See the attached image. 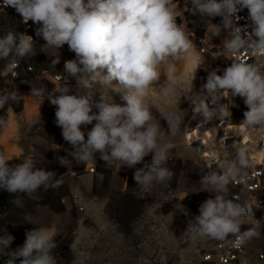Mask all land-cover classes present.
Wrapping results in <instances>:
<instances>
[{"label": "clouds", "instance_id": "9594fccd", "mask_svg": "<svg viewBox=\"0 0 264 264\" xmlns=\"http://www.w3.org/2000/svg\"><path fill=\"white\" fill-rule=\"evenodd\" d=\"M190 4L186 11L193 15L222 18V27L214 24L213 35L227 32L222 47L225 58L231 61L223 69L208 71L199 92L193 91V80L204 60L197 55L190 31L177 23L183 12L178 10L176 0H3V6L14 8L23 23L38 25L35 34L45 42L42 50H56L51 54L55 56L53 67L60 62L58 52L64 45L75 54L74 59L64 62L63 85L50 92L45 87L31 89L32 96L55 106V123L73 149L69 155L86 166L95 163L99 154L117 172L121 167L135 169L133 178L141 197L173 177L167 167L172 145L160 142L161 125L152 112L154 107L166 120L171 136L180 133V118L173 111L163 110L152 96L161 65L169 59L184 60L191 69L189 76L178 77L171 69L166 73L160 91L163 97L172 98L170 105L184 93L193 112L205 122L214 117L222 121L229 119L231 112L229 104H221V99L239 96L247 107L240 126L249 133L264 132V0H190ZM244 9L248 10L250 24L238 26V13ZM35 55L31 35L8 30L0 37V59L7 60L4 71L13 77L19 61ZM247 57L255 58V62L249 63ZM69 78L76 82L75 94L67 83ZM110 90L124 103H116ZM97 92L99 100L94 99ZM20 100L17 91L0 90V109L9 101ZM94 121L85 136L82 126ZM5 124L0 120V125ZM232 148L234 158L209 159L202 168L207 171L201 176L199 190L215 195L203 201L199 215L187 223L185 233L193 242L212 239L240 249L261 235L255 225L241 230L254 218L253 208L247 201L230 198L229 186H245L248 169L254 163L237 143ZM150 154L151 162H144ZM21 159V163L10 165L0 154V189L39 199V189H57L64 183L63 176L58 179L54 171L37 167L36 157ZM59 160L70 173L71 161L65 157ZM62 202L70 212L67 198ZM14 203L22 206L19 196ZM176 207L188 215L182 205ZM55 236L50 227L41 226L26 232L22 246L9 250L15 237L5 230L0 235V256L8 257L5 264H57L52 252L57 246Z\"/></svg>", "mask_w": 264, "mask_h": 264}, {"label": "rangeland", "instance_id": "374dc122", "mask_svg": "<svg viewBox=\"0 0 264 264\" xmlns=\"http://www.w3.org/2000/svg\"><path fill=\"white\" fill-rule=\"evenodd\" d=\"M176 3L178 10L183 12L181 18L177 17V23L190 31L189 36L196 46L197 55L204 60V65L197 69L193 80V91L199 92L206 82L208 71L223 69L226 54L222 40L227 36V32L222 30L219 36L213 35L214 24L221 25L219 17H201L186 11L187 7H191L190 0H187V5L186 0H176ZM199 36L204 38V52L197 43ZM169 69L178 77L189 76L191 73L184 60L169 59L166 64L161 65L160 79L153 85L152 96L155 103L165 111L175 112L181 122L180 133L171 136L166 120L152 108L153 115L161 125L160 142L172 145L169 149L171 159L167 167L173 172V177L168 184L157 185L152 193L141 197L142 193L133 178L135 169L121 167L117 172L108 167L99 154L95 157V163L90 162L91 166L87 168L85 164L77 163L69 155L70 149L51 151L52 149L44 150V147H41V150L34 153H16L13 165L21 163V158L25 156L36 157L39 160L37 167L54 171L58 179L63 176L64 183L57 189H39L36 193L39 199L29 198L26 194H11L0 189V235L6 230L15 237L10 250L23 245L26 232L44 226L50 227L56 234L54 239L57 246L52 252L57 264L195 263L200 249L207 247L210 241L193 242L189 239L185 233L189 220H185L178 212V204H173V207L169 205V202H172L169 191L174 188L180 192L191 193L192 203L197 210L200 204L210 197V193L199 190L204 171L196 161L194 149L186 147L183 141L182 126L188 123L193 113L191 102L181 93L175 104L170 105L168 101L172 98L161 95L160 90L166 82ZM95 90L103 91L99 88ZM74 93L75 87L72 88V94ZM109 94L116 103H124L119 94L111 90ZM96 96L99 98V92ZM152 102L150 98L149 103ZM94 123L95 121L92 125H87L88 129L82 126L85 136ZM9 124L0 126V154L3 155V133ZM14 135L15 133L11 140L15 138ZM60 157L71 161L70 173L69 168L60 163ZM144 162H151V154L145 157ZM142 166L143 164L137 165ZM82 171L91 174L94 180H82L79 176ZM98 175L102 179L96 181ZM17 196L22 201V206L14 203ZM64 198L72 204L70 212L62 202Z\"/></svg>", "mask_w": 264, "mask_h": 264}, {"label": "built area", "instance_id": "2783aa9c", "mask_svg": "<svg viewBox=\"0 0 264 264\" xmlns=\"http://www.w3.org/2000/svg\"><path fill=\"white\" fill-rule=\"evenodd\" d=\"M238 15L241 17L237 22L238 26L250 24L247 9L240 11ZM37 27L38 25L32 21L27 24L23 23L22 17L15 9L10 6L4 7L3 0H0V37L5 35L8 30L26 33L33 37L36 51L35 56L19 61L18 66L13 70L14 73H17L15 77L4 71L7 60L0 59V90L17 91L21 96L19 102L9 101L3 109H0V120L8 124L10 118H13L17 122L14 136L18 143L15 144L21 151L34 153L41 150V147H44V150L52 149L51 151L69 149L68 142L63 139L62 131L55 123V106L51 104L42 106L40 99L31 95V89L32 86L45 87L50 92L54 87L63 85L65 83L63 76L66 75L64 62L74 59L75 54L69 51L67 45H64L58 52L60 62L53 67L52 60L55 59V56L51 54L56 50L46 49L47 52L42 50L45 42L41 37L36 36L35 29ZM197 40L201 41L200 45L203 46L204 38L199 36ZM247 59L249 63L255 62L253 57H247ZM230 63L231 61L225 58L223 68L229 66ZM67 83L71 88L76 87L74 78H69ZM96 95L97 93L94 99L99 100ZM220 103L229 104L231 117L222 121L218 117H214L210 121V141L204 139L201 141L208 148L204 154H209L206 157H210L214 161L230 160L235 156V149L232 148V145L237 143L240 148L246 151L249 160L254 162L248 169L245 186H229L230 198H238L241 202L247 201L253 208L254 218L249 225H243L241 230L255 225L258 226L261 235L259 238L249 240L240 249L232 247L230 243L222 245L216 240L209 239V245L200 249L194 264H264V132L256 130L249 133L240 126L244 119L243 113L247 110L241 97L237 96L229 100L222 98ZM30 104H32V108L28 111L27 105L30 106ZM210 107L216 106L210 105ZM87 127L89 126H85V129ZM37 138H41V140ZM46 142L51 146H48ZM205 162L204 159L202 166H205ZM206 171L205 168L204 174ZM169 195L172 200L169 202L171 207L176 203L188 210V215H184L177 208L185 220L199 215V210L192 203L193 195L191 193L180 192L173 188L170 189ZM7 258V256H0V264H5Z\"/></svg>", "mask_w": 264, "mask_h": 264}, {"label": "bare ground", "instance_id": "6f19581e", "mask_svg": "<svg viewBox=\"0 0 264 264\" xmlns=\"http://www.w3.org/2000/svg\"><path fill=\"white\" fill-rule=\"evenodd\" d=\"M221 17H219V22ZM198 44H202L201 41L197 40ZM202 51H205L204 44L201 46ZM13 119V118H10ZM188 123L186 125L182 126V135H183V141L186 147L189 149H194L196 155H197V163L202 169V162L205 159V161L209 160L210 157L209 154H204L206 151H208V148L206 147L205 143H201L202 139L205 141H210V121L205 122L203 117H201L198 114H195L194 112L188 119ZM10 121V120H9ZM91 164L88 166L90 167ZM204 171V169H203ZM214 193H210V197L214 198ZM70 202H68L69 204ZM72 207V204H70ZM66 208V206H65ZM67 209V208H66ZM72 209V208H71ZM68 211V210H67Z\"/></svg>", "mask_w": 264, "mask_h": 264}, {"label": "crops", "instance_id": "0c3cea01", "mask_svg": "<svg viewBox=\"0 0 264 264\" xmlns=\"http://www.w3.org/2000/svg\"><path fill=\"white\" fill-rule=\"evenodd\" d=\"M40 101V103H41V105L42 106H44V105H46V104H51L48 100H45V101H43V103H42V101L41 100H39ZM32 106V104H30V106L29 105H27V109H28V111L32 108L31 107ZM9 126L7 127V129H6V131H5V133H3L4 135H3V141H4V149H5V152H4V156L9 160V164L10 165H13V163H15L14 162V160H15V158H16V153H19L20 155L22 154V152L23 151H20L18 148H17V145H15L14 144V142H16V143H18L17 141H16V137L14 138V139H12L11 140V137L13 136V134L16 132V126H17V122L15 121V120H13V119H10V121H9ZM13 125H12V124ZM89 127H87V129H88ZM71 151H73V149H72V147L69 145V147H68ZM24 152H29V153H32V152H30V151H24ZM30 156V155H29ZM90 165V163H88L87 164V168H88V166ZM79 172V171H78ZM77 172V173H78ZM79 176H80V178L82 179V180H94V179H92L93 177H92V175L91 174H86V172H81L80 174H79ZM98 178V179H97ZM99 179L101 180V176L100 175H98V176H96V181H99Z\"/></svg>", "mask_w": 264, "mask_h": 264}]
</instances>
